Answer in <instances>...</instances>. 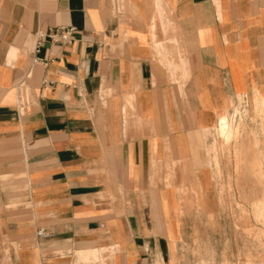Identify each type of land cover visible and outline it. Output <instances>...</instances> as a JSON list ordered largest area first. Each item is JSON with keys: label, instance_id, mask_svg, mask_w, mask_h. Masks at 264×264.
Segmentation results:
<instances>
[{"label": "crops", "instance_id": "1", "mask_svg": "<svg viewBox=\"0 0 264 264\" xmlns=\"http://www.w3.org/2000/svg\"><path fill=\"white\" fill-rule=\"evenodd\" d=\"M261 111L264 0H0V264H177L221 118L263 147Z\"/></svg>", "mask_w": 264, "mask_h": 264}, {"label": "rangeland", "instance_id": "2", "mask_svg": "<svg viewBox=\"0 0 264 264\" xmlns=\"http://www.w3.org/2000/svg\"><path fill=\"white\" fill-rule=\"evenodd\" d=\"M251 134L252 132L244 130L237 132L234 137L235 145L237 140L239 143H244L242 149L246 154L238 155L240 151L236 153L237 148L234 146V157L231 155L233 138L227 143L218 136L219 147L213 148L212 152L214 157L217 156V163H215L221 169L218 171V178L215 179L213 193L208 197L209 203L205 198L197 195L199 197L197 199L193 197V202L185 212V237L175 260L177 264H264V236L257 233L251 235L246 231L242 212L237 208V204L242 203V206L249 209L252 207L255 197L256 199L264 197V194H260L264 193V186L259 181L261 178L259 174L263 169L259 173V166L254 168L255 162H257L255 160L259 157L262 159V153L257 152H261V150L263 152L264 146L255 145L257 140H254L255 137ZM214 157L213 160H215ZM233 159L234 162L231 163ZM259 161L261 163V160ZM258 226L259 229H264L263 222ZM110 254L101 253L99 258L97 255L96 260L89 264H93V262L109 264ZM88 261L85 260V262Z\"/></svg>", "mask_w": 264, "mask_h": 264}, {"label": "bare ground", "instance_id": "3", "mask_svg": "<svg viewBox=\"0 0 264 264\" xmlns=\"http://www.w3.org/2000/svg\"><path fill=\"white\" fill-rule=\"evenodd\" d=\"M259 110V109H258ZM262 113L264 112V111H261ZM260 113V112H259ZM261 114V113H260ZM233 116V115H232ZM262 118H264V117H262ZM264 120V119H263ZM229 121H227V118H225V117H223V118H221V120H220V122H219V127L217 128V130H218V134H219V136L220 137H222L223 139H225V140H227V143L229 142V140H231V138L232 137H234V136H236V134H237V131H235V128L233 127V126H231V125H229V123H228ZM240 123V122H239ZM264 124V122H261V125H262V127H263V124ZM240 126V125H239ZM261 127V126H260ZM263 129H264V127H263ZM261 130V129H260ZM255 132V131H254ZM254 132L252 131V134L251 135H253L254 134ZM261 133H264V131L263 132H261ZM255 135H258V133L256 132L255 133ZM255 137V136H254ZM261 137V136H260ZM260 137H258V138H260ZM264 136H262V138H263ZM261 138V139H262ZM264 139V138H263ZM262 139V140H263ZM254 140H256L255 138H254ZM258 142V141H257ZM259 143V142H258ZM215 144V143H214ZM255 145H257V143H256V141H255V143H254ZM259 144H261V143H259ZM263 144H264V142H263ZM256 147V146H255ZM260 147V146H259ZM258 148V147H257ZM259 149H261V148H259ZM259 149H257V150H259ZM253 150H255V149H253ZM254 152V151H253ZM255 153H256V151H255ZM257 153H262L261 155H262V159H260V157L257 159V160H255V161H257V162H255V169L257 168V166H259V168H260V170H259V173L261 172V169H263V171H264V151L262 152V150H261V152H257ZM215 155V154H214ZM256 155V154H255ZM257 156V155H256ZM255 156V157H256ZM217 157V156H216ZM259 160H261V163H259L260 161ZM257 163V164H256ZM218 165V164H217ZM216 168H218V167H216ZM258 170H255V171H258ZM263 171H262V173H258L259 175H261L260 177V179H259V181L260 182H262V184H263V186H264V173H263ZM170 177V176H169ZM262 191V190H261ZM201 194V193H200ZM260 194H264L263 192L262 193H260ZM259 194V195H260ZM261 196V195H260ZM239 199V198H238ZM244 199V198H243ZM247 199H248V196H247ZM252 199V198H251ZM236 200H237V198H236ZM244 200H246V199H244ZM254 201V202H253ZM252 201V207H250L249 209H248V207H246V206H242L240 203H238L237 205H238V209H240L241 210V212H242V217H243V219H244V221L245 222H243L244 223V225H245V229H246V231H248L249 233H251V235H253L254 233H257L258 235L260 234V235H263L264 236V229H259V226H258V224H262V222L264 223V197L263 198H261V197H257V199H256V197H255V199ZM237 202H238V200H237ZM235 204H236V202H235ZM247 204V203H246ZM198 205V204H197ZM239 212V211H238ZM241 216V215H240ZM241 218V217H240ZM242 219V220H243ZM207 220V219H206ZM252 220H254V221H252ZM208 221V220H207ZM235 223V222H234ZM237 223H238V219H237ZM217 225V224H216ZM241 225V224H240ZM249 226V227H248ZM263 226V225H262ZM237 227V226H236ZM242 228V227H241ZM224 229V228H223ZM236 229V228H235ZM242 231V230H241ZM225 232V231H224ZM223 233V232H222ZM226 233V232H225ZM250 235V236H251ZM249 236V235H248ZM246 237V236H245ZM255 237H257V236H255ZM243 238V237H242ZM261 238V237H260ZM264 238V237H263ZM228 239V238H227ZM235 239V238H234ZM248 239V238H247ZM221 240V239H220ZM223 240V239H222ZM219 241V240H218ZM232 241V240H231ZM258 242V241H257ZM259 244V243H258ZM106 251V250H105ZM101 252V251H100ZM104 252V251H103ZM97 254V252H95V251H93V252H86V253H81V259L82 260H90V258H91V255H93L94 256V260H96V255ZM259 256V255H258Z\"/></svg>", "mask_w": 264, "mask_h": 264}, {"label": "built area", "instance_id": "4", "mask_svg": "<svg viewBox=\"0 0 264 264\" xmlns=\"http://www.w3.org/2000/svg\"><path fill=\"white\" fill-rule=\"evenodd\" d=\"M75 27L74 26H65L63 28H59L58 30H54L49 32L46 36L52 41V42H61V43H70L74 40V35H75ZM40 40L38 42V47L42 46V37L40 36ZM37 62V59H35ZM30 104L29 97L27 94L23 91L20 90L18 94V99H17V111L18 114H23L24 110L26 107ZM39 236H46V231L45 229H40L38 231Z\"/></svg>", "mask_w": 264, "mask_h": 264}]
</instances>
